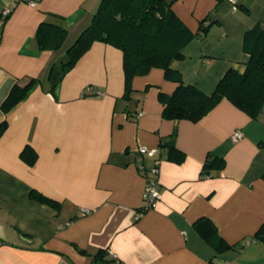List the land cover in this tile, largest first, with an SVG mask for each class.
<instances>
[{
    "label": "crops",
    "instance_id": "0c3cea01",
    "mask_svg": "<svg viewBox=\"0 0 264 264\" xmlns=\"http://www.w3.org/2000/svg\"><path fill=\"white\" fill-rule=\"evenodd\" d=\"M99 1L0 0V264H264V233L254 238L264 226V113L252 118L222 98L198 121L165 119L159 94L176 81L155 67L126 87L122 51L103 41L50 88V66ZM171 8L193 33L208 26L170 62L186 84L211 94L229 68L244 71V33L264 20V0ZM42 21L67 28L59 49L38 48ZM30 78L24 98L3 110L12 86ZM236 130L242 136L232 139ZM167 140L181 159L170 158ZM138 146L157 151L141 160ZM208 155L223 166L204 169ZM140 160L148 169L158 160L160 198L136 218L146 187ZM199 218L232 247L216 250L195 228Z\"/></svg>",
    "mask_w": 264,
    "mask_h": 264
},
{
    "label": "trees",
    "instance_id": "16d2710c",
    "mask_svg": "<svg viewBox=\"0 0 264 264\" xmlns=\"http://www.w3.org/2000/svg\"><path fill=\"white\" fill-rule=\"evenodd\" d=\"M174 1L100 0L90 23L70 45L65 56L50 66V88L95 41H103L122 51L126 87L134 76L146 74L155 67L162 68L166 78L176 81V87L170 94H159L163 103L162 117L165 119L198 121L222 98L230 100L252 118H260L264 113V20L256 22L244 33V49L249 54L244 71L229 68L214 91L206 94L196 86L186 84L181 75L170 67L171 60L183 57L182 48L192 38L203 36L208 27L201 23L197 34L190 31L172 10ZM67 34L68 30L63 24L42 21L36 28L35 40L41 50H56L62 46ZM35 81V78H30L24 84H14L2 103L3 110L8 111L23 99ZM162 145L168 147L170 158L183 157L179 150L170 146L169 140ZM142 164L143 170L140 166L138 168L146 176L148 168ZM223 164V158L208 155L204 169L220 168ZM32 196L59 208V202L37 191H33ZM194 226L216 250L232 247L218 236L209 219L199 218ZM260 233H264V226L258 229L254 238H260Z\"/></svg>",
    "mask_w": 264,
    "mask_h": 264
},
{
    "label": "built area",
    "instance_id": "2783aa9c",
    "mask_svg": "<svg viewBox=\"0 0 264 264\" xmlns=\"http://www.w3.org/2000/svg\"><path fill=\"white\" fill-rule=\"evenodd\" d=\"M38 0H28V4L31 6H36ZM7 12V10L5 11ZM242 136V132L240 130H236L233 132L231 135L232 139H238ZM136 151L140 155V159L142 160L143 156H154L157 149L156 148H147L145 146H138ZM140 160L139 166L141 170H143L144 165L142 164ZM158 160L154 161V164L152 167L147 169L146 171V176L145 182H146V187H145V194H144V199L143 203L140 206V208L136 212V218L139 217L143 212L146 210L152 208L156 201L160 198V191L158 189V184H159V168H158ZM83 213H89L90 210L83 208L82 209ZM222 264H228V262H223Z\"/></svg>",
    "mask_w": 264,
    "mask_h": 264
}]
</instances>
